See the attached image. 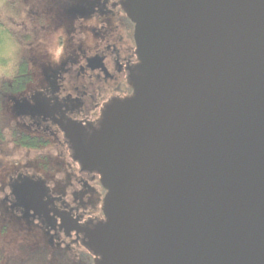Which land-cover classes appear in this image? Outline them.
Listing matches in <instances>:
<instances>
[{
  "label": "water",
  "instance_id": "obj_1",
  "mask_svg": "<svg viewBox=\"0 0 264 264\" xmlns=\"http://www.w3.org/2000/svg\"><path fill=\"white\" fill-rule=\"evenodd\" d=\"M144 77L85 158L99 264H264V0H128Z\"/></svg>",
  "mask_w": 264,
  "mask_h": 264
},
{
  "label": "flooded vegetation",
  "instance_id": "obj_2",
  "mask_svg": "<svg viewBox=\"0 0 264 264\" xmlns=\"http://www.w3.org/2000/svg\"><path fill=\"white\" fill-rule=\"evenodd\" d=\"M127 2L60 0L55 11L53 3L36 8V77L6 95L12 130L27 136L11 143L34 156L0 163V227L19 248L7 258L13 240L1 245L4 264L102 260L89 233L108 221V188L79 140L89 142L108 108L134 98L145 76Z\"/></svg>",
  "mask_w": 264,
  "mask_h": 264
},
{
  "label": "rangeland",
  "instance_id": "obj_3",
  "mask_svg": "<svg viewBox=\"0 0 264 264\" xmlns=\"http://www.w3.org/2000/svg\"><path fill=\"white\" fill-rule=\"evenodd\" d=\"M60 0H27L26 4H28L32 11H27L24 9L22 11L23 18L25 19L22 22H19L20 20L15 21L13 18V10H12V3L11 0H0V17L2 20L6 21V24L11 26L13 29H18L19 31L22 28L25 29H33L36 31V8H46V7H52L53 3V11H55L56 4ZM20 2V0H19ZM24 4L22 2L19 5L21 6ZM34 10V11H33ZM16 15V14H15ZM21 24H26V26H23ZM42 30H40L41 32ZM57 35L54 36L56 39ZM52 36L50 37V39ZM52 47L48 48L49 50L54 52L53 50L56 48V42H51ZM36 46V47H35ZM33 47H23L22 44H19L15 42L13 39L7 38L6 40L4 39V35H0V80H5L9 79L12 77L14 70L16 68V65L18 61L20 60L21 57H28L30 61V66L31 70L33 73V77H36V52L41 49L40 46L35 45ZM38 46V47H37ZM55 54V53H54ZM34 79H32L31 82H33ZM2 124L3 127L6 130V138L3 141H0V163H13V162H18V158L20 157H25V158H30L34 156V152H27L25 149L22 150V148H19V146H15V144L11 143L13 141V136L11 135L12 132V126L15 124V121L13 120V114L11 113V110L6 107L5 112L2 113ZM12 118V119H11ZM13 123H12V122ZM10 123V124H8ZM22 150V151H21ZM1 164H0V179H3V173L1 170ZM11 236V235H10ZM8 236L5 235L3 231H1L0 227V248L1 245H5L8 240ZM11 241L13 238H9ZM13 245L9 248L10 253L7 255V258L16 254L19 251V248L16 247V242L17 240L14 239ZM7 247V245H5ZM19 246V245H18ZM8 249V250H9ZM6 257L4 258L2 250L0 251V264H4V260L7 259Z\"/></svg>",
  "mask_w": 264,
  "mask_h": 264
},
{
  "label": "trees",
  "instance_id": "obj_4",
  "mask_svg": "<svg viewBox=\"0 0 264 264\" xmlns=\"http://www.w3.org/2000/svg\"><path fill=\"white\" fill-rule=\"evenodd\" d=\"M26 1L27 0H20L19 2V0H11L10 3H12L13 5L12 19H15V21L21 19L19 22H22L25 20L22 14V11L24 9H26L27 11H32L31 7L26 4ZM22 2H24V4L20 6L19 3L21 4ZM34 14L36 15V13ZM21 25L26 26V24ZM2 34L4 35L5 40L7 38L13 39L15 42L22 44L24 48L33 47L35 45L39 46V42L36 39L37 37L35 30L22 28L19 31L18 29H13L11 26L6 24V21L2 20V18L0 17V35ZM33 78L34 77L31 70L29 58L24 56L21 57L18 61L12 77H10L9 79L0 80V141H3L6 138V130L2 124V113L5 112L7 103L6 95L22 90L28 83L32 81ZM13 130L11 132V135L14 136L15 141H20L27 137L25 135L14 133L15 130ZM29 139H31V137Z\"/></svg>",
  "mask_w": 264,
  "mask_h": 264
}]
</instances>
